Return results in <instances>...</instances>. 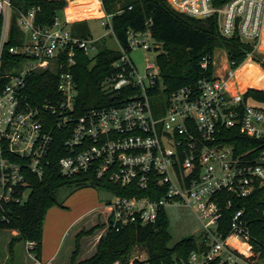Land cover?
I'll use <instances>...</instances> for the list:
<instances>
[{
  "label": "built area",
  "instance_id": "obj_1",
  "mask_svg": "<svg viewBox=\"0 0 264 264\" xmlns=\"http://www.w3.org/2000/svg\"><path fill=\"white\" fill-rule=\"evenodd\" d=\"M98 2L100 25L120 54L114 72L101 82L103 94L114 103L81 116L75 113V54L89 56L98 41L73 36L65 8L50 26L35 23L38 8L18 12L22 40L7 52L18 56L20 63L0 74V222H8L5 210L11 204L27 200L32 184L42 180L55 158L60 178L87 175L127 189L128 196L105 189L113 198L105 205L109 229L153 224L168 209L190 212L199 227L193 235L198 248L186 261L168 264H264L262 250L250 243L243 209L231 212L227 234L220 231L232 200L264 186V107L226 93V83L236 79L233 62L219 78L205 73L209 65L205 58L196 83L164 94L155 59L140 75L129 57L137 49L156 52L159 45L150 30L127 31L122 46ZM168 4L196 19L215 15L222 38H236L253 48L262 34L264 0H230L218 8L211 0ZM11 13V0H0V72ZM39 76L43 83L34 91L30 82ZM234 128L263 147L237 154L221 141L223 132ZM24 246L34 259V242Z\"/></svg>",
  "mask_w": 264,
  "mask_h": 264
},
{
  "label": "trees",
  "instance_id": "obj_2",
  "mask_svg": "<svg viewBox=\"0 0 264 264\" xmlns=\"http://www.w3.org/2000/svg\"><path fill=\"white\" fill-rule=\"evenodd\" d=\"M89 1H91L89 9L101 14L98 0H71L68 4L65 0H11L12 13L6 48L1 57L0 74L20 63L18 56L7 52L8 47L17 45L22 40V33L17 23L18 12L38 8L35 23L40 26H50L54 17L62 16L64 8L66 18L71 17L78 21L79 5ZM228 1L230 0H211V5L218 8ZM100 2L104 13L110 16L112 31L122 46L126 45L127 31H144L146 28L150 30L152 41L159 45L155 61L160 71L164 94L196 83L203 74L200 64L204 58L209 61L205 73L211 75V55L216 48H223L226 51L228 60L235 65L234 68L252 54V45L241 43L236 38L225 39L219 35L215 15L205 19L192 18L174 11L169 6L168 0H100ZM128 7L131 9L128 10ZM118 9L124 10L123 13L116 15L115 12ZM68 28L73 36L80 38L90 36L86 20L71 23ZM96 50L93 58L82 51H76L75 54L76 65L73 75L77 87L75 113L78 116L114 103L109 102L108 97L103 94L101 82L114 72L112 66L119 59L120 54L116 50L109 49L105 44L97 43ZM261 64L264 69V64ZM42 83L41 76L34 78L30 82L31 88L34 91L38 90ZM247 88L264 90V80L260 85L249 84ZM248 98L264 103V92L247 89L243 100L246 101ZM223 137L221 141L232 145L237 154L245 153L250 149L258 151L263 147L261 142L245 137L237 128L225 130ZM60 144L61 140L57 139L56 147L58 148ZM55 160L53 158L42 180L34 181L27 200L22 204H11L5 210L9 220L0 222V230L17 233L8 243L9 253L12 252L15 242L31 241L35 244L34 259H39L42 221L49 208L57 204L55 194L64 187L91 186L101 190H112L120 196L129 195L126 188L114 187L87 175L60 178L56 173ZM238 209L244 210V219L248 222L251 236L250 243L255 249L258 246L264 255V223L262 222L264 186H256L246 198L232 200V206L224 210L222 228L220 224V231L224 234L228 231L226 224L231 212ZM103 228V224L96 223L85 229L86 231L81 230L75 236L70 264H113L115 262L130 264L131 254L136 247L143 251L144 260L134 259L132 264L180 263L186 261L188 255L198 248V240L195 236L183 237L172 242L168 218L166 212H162L155 223L144 227L128 226L119 231L106 227L104 234L98 239L94 253L88 258L77 261L81 252L80 240L83 237L92 236L95 231Z\"/></svg>",
  "mask_w": 264,
  "mask_h": 264
},
{
  "label": "rangeland",
  "instance_id": "obj_3",
  "mask_svg": "<svg viewBox=\"0 0 264 264\" xmlns=\"http://www.w3.org/2000/svg\"><path fill=\"white\" fill-rule=\"evenodd\" d=\"M71 0H68V3ZM90 3L80 4L78 10L80 16L78 21L87 20V26L90 36L97 40L98 44H105L111 50L117 51V45L112 37L107 34V30L100 25L101 19L95 14L90 13ZM76 21V22H78ZM262 34L257 42L255 48L252 49V54L244 58L235 67L236 79H231L226 83V93L234 99H243L247 89L261 91L264 90L247 88L249 84L260 85L264 80V12L262 15L261 23ZM97 50L89 53V57L93 58ZM155 51H144L137 49L130 52L129 57L135 65L138 73L143 74L146 64L152 63L155 59ZM211 72L214 76L223 78L226 70L229 67L230 61L227 58L226 51L223 48H216L212 55ZM246 103L251 106L264 107V103L257 102L248 98ZM56 205L49 208L42 221V231L50 237H56L58 234L63 233L64 230L75 221L78 216L90 212L77 227L86 231L89 224H103L105 228V213L100 215L97 212L105 210V205L113 200L112 195L105 190L93 188L91 186L77 187H64L57 191L55 194ZM166 216L169 222V231L172 235V242H175L183 237L193 236L198 234V225L190 212L185 209H168ZM101 231L97 230L95 232ZM72 232V231H71ZM69 233V235L71 234ZM95 232L93 234H95ZM13 237L10 236L9 231L0 230V261L2 264H35L25 250L24 242L17 241L13 244L12 252L9 253L8 243ZM87 238V237H83ZM71 239L68 238L63 250L64 259L70 257L72 254L73 246ZM73 240V239H72ZM81 242V240H80ZM144 256L141 248L136 247L132 254L131 259ZM66 257V258H65ZM70 260V259H68Z\"/></svg>",
  "mask_w": 264,
  "mask_h": 264
},
{
  "label": "crops",
  "instance_id": "obj_4",
  "mask_svg": "<svg viewBox=\"0 0 264 264\" xmlns=\"http://www.w3.org/2000/svg\"><path fill=\"white\" fill-rule=\"evenodd\" d=\"M87 21V20H86ZM100 215H103L104 213L105 215V223L107 220V211L106 209L101 210L100 212H97ZM90 214V212L83 214L81 216H78L74 222H72L65 230L63 233L58 234L56 237H50L49 235H46V233H43L42 231V237H41V242H40V255H39V259L35 260V259H31L35 264H70V257H71V252H70V257L64 259V257H62L63 255V250L65 248V243L67 241V239L72 238L71 239V244H74V239L75 236L81 231L80 227H77L79 225V223H81V221L86 218L88 215ZM94 224H89L88 227L93 226ZM87 229V228H86ZM106 230V227L103 228L101 231L95 232V234H93L92 236H89L87 238H82L81 239V252L77 258V261L83 260L85 258L90 257L94 251H95V247L96 244L98 242V239L100 238V236H102V234H104ZM72 231V232H71ZM71 232V234L69 235V233ZM10 236H16V232L15 231H9ZM73 250H74V246H73ZM72 250V252H73ZM64 256V255H63ZM1 258V257H0ZM31 258V257H30ZM136 259L138 261H143L144 260V256L141 257V259L139 258H133L130 261V264H132V261ZM0 264H2V262L0 261Z\"/></svg>",
  "mask_w": 264,
  "mask_h": 264
},
{
  "label": "bare ground",
  "instance_id": "obj_5",
  "mask_svg": "<svg viewBox=\"0 0 264 264\" xmlns=\"http://www.w3.org/2000/svg\"><path fill=\"white\" fill-rule=\"evenodd\" d=\"M84 4H85V3H84ZM89 10H90V13H91V14H95V15H97L99 18H101L102 15H103L102 13H101V14H98L97 12H95V10H91V9H89ZM79 13H80V12H79ZM65 19H66V21L69 22V23L76 22V19L71 18V17H70V18H66V17H65Z\"/></svg>",
  "mask_w": 264,
  "mask_h": 264
},
{
  "label": "water",
  "instance_id": "obj_6",
  "mask_svg": "<svg viewBox=\"0 0 264 264\" xmlns=\"http://www.w3.org/2000/svg\"><path fill=\"white\" fill-rule=\"evenodd\" d=\"M197 19H200V18L198 17ZM109 100H111V99H109Z\"/></svg>",
  "mask_w": 264,
  "mask_h": 264
}]
</instances>
